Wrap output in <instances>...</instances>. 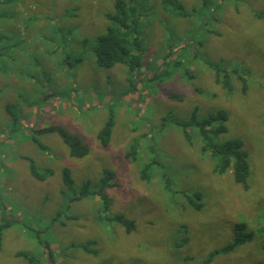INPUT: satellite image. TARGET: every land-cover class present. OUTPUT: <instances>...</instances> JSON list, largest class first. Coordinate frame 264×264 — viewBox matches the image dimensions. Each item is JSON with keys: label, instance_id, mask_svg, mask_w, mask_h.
Masks as SVG:
<instances>
[{"label": "rangeland", "instance_id": "rangeland-1", "mask_svg": "<svg viewBox=\"0 0 264 264\" xmlns=\"http://www.w3.org/2000/svg\"><path fill=\"white\" fill-rule=\"evenodd\" d=\"M116 1L0 0V223L13 222L0 264H30L19 252L40 264H204L234 241L241 222L249 240L209 264H264V0H177L187 17L163 0H126L144 49L134 72L96 65ZM209 63L246 70L247 91L238 74L225 90ZM220 110L228 131L212 137L244 142L248 188L232 167L215 173L218 158L202 154L196 130L190 144L179 126L194 111L203 120ZM111 113L104 148L98 133ZM49 126L79 137L88 153L73 158L56 133H34ZM134 142L139 156L130 162ZM28 159L53 175L37 180ZM153 159L151 181H142ZM65 168L74 184L64 194ZM105 169L115 173L108 211L98 196L70 203L85 181L97 188ZM117 215L135 230L108 221Z\"/></svg>", "mask_w": 264, "mask_h": 264}, {"label": "trees", "instance_id": "trees-1", "mask_svg": "<svg viewBox=\"0 0 264 264\" xmlns=\"http://www.w3.org/2000/svg\"><path fill=\"white\" fill-rule=\"evenodd\" d=\"M203 4L206 3L205 0H201ZM126 0H117L115 3L114 11L106 14V19L108 21V26L106 31L98 37L97 45L95 47V57L96 65L100 68H112L116 65H124L128 67L130 72H134L141 68L142 57L144 53L143 43L138 34L136 27V17H132L131 13L136 14V8L128 10ZM162 4L164 7L168 5L175 6L176 14L182 17L189 16L188 13L182 11L183 4L177 0H163ZM131 12V13H130ZM258 17L264 18L263 14H257ZM1 56V54H0ZM167 62V61H166ZM165 62V63H166ZM209 66H214L216 69V83L220 84L225 90L231 91L233 77L237 75V78L242 83V92H246L248 89V81L246 77V70H241L240 67L233 68L232 71L226 70L222 64H210ZM4 68H2L1 71ZM241 71V72H240ZM164 74H168L167 72ZM162 74V75H164ZM159 74L155 77L157 78ZM153 79V78H152ZM228 119L227 112L224 110L217 111L216 113L209 114L203 120H198L196 118V111L193 112L190 120L186 122L179 123V126L183 129L184 137L192 144V137L189 133V129L196 130L199 137L202 140L201 152L204 155H211L217 157L219 163L214 169L217 174H224L230 167L233 168L234 180L238 184H242L244 188H248V178L250 175L249 164L247 160V153L243 149L244 142L241 139L227 140L221 143L215 142L214 136H219L226 133V121ZM216 123H218L217 126ZM115 126V117L111 113L107 119L104 127L98 133V140L100 145L107 148L111 142L112 131ZM37 135L53 134L56 133L63 142L69 148V154L73 158H82L88 153V148L82 143L81 139L75 135L70 134L62 126H49L42 128L36 132ZM33 141L41 148L45 150V146L38 140L35 136ZM151 151L154 149L151 148ZM139 156V143L134 142L128 152L126 153V159L130 162H137ZM30 161V172L31 175L39 181H45L50 176L53 175L51 169H40L33 160ZM156 162L153 159L152 162L144 163L140 171V179L142 181H151V167L153 163ZM63 183L65 189L62 193L65 194L66 190L73 189L74 181L72 179L71 172L68 168L63 170ZM115 173L111 170L105 169L103 172V177L100 180L97 188H92L90 181H85L83 183L82 189L77 195H74L71 202L81 201L90 197L98 196L100 197L102 209L100 212H106L110 208V200L106 193L107 189L114 186ZM198 196V194L196 195ZM195 208L201 209L202 203H192ZM61 216L59 212L54 216L53 221L58 222ZM100 216V215H99ZM103 217L100 216L98 220ZM104 219V218H103ZM110 222H116L125 228V231L129 234L135 230V222L122 215H117L113 218L108 219ZM12 221L7 219H2L0 223V251L2 248L3 234L6 229L12 226ZM246 224L244 222L237 223L235 225V239L232 243L223 247L220 250H216L210 254L208 259L204 264H209L214 256L219 254H228L235 250L239 245H242L249 240L250 235L246 231ZM258 230H264V226L259 227ZM187 241V238L184 242ZM83 249L90 252L89 249L84 246ZM17 256L25 257L30 264H40V262L33 256L29 254L19 252Z\"/></svg>", "mask_w": 264, "mask_h": 264}]
</instances>
